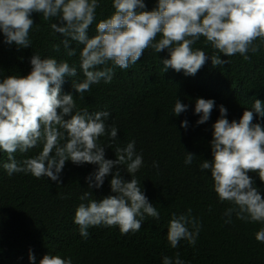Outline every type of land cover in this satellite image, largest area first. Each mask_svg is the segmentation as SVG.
<instances>
[{"label": "clouds", "instance_id": "obj_1", "mask_svg": "<svg viewBox=\"0 0 264 264\" xmlns=\"http://www.w3.org/2000/svg\"><path fill=\"white\" fill-rule=\"evenodd\" d=\"M98 7L99 0H0V33L4 43L29 48L33 13L42 14L45 21H58L50 27L64 37L62 44L69 57L76 54L70 41L83 45L80 70L84 80L72 85L75 93L80 94L90 91L101 80L110 83L114 67L128 69L148 48L156 53L167 50L168 58L160 59L164 72L172 69L193 76L210 60L203 50L193 49L200 37L225 57L239 53L248 60L247 53L255 54L264 47V0H157L152 10H145L144 0H113L114 12L96 24V34L90 37L88 30ZM257 39L260 44L254 43ZM53 48L58 50L59 46ZM108 62L114 67H106ZM210 62L213 67L228 63L217 55ZM30 65L27 75L8 76L0 81V149L8 154L9 162L3 165L8 175L31 173L37 179L46 177L60 184L66 161L96 165L85 177L90 191L80 197L87 203H81L74 215L83 238L88 237L90 227L118 226L122 234H127L140 230L145 215L159 219L158 211L135 178L143 166L135 141L116 147L115 159H106L105 148L112 146L118 134L114 125L106 124L110 113L76 110L73 94L62 91L66 78L77 75L76 67L67 61L41 58L39 54L31 55ZM214 107L213 99L197 98L193 109L199 116L196 124L206 123ZM218 108L219 117L212 125L210 140L212 159L203 160L200 168L210 171L219 201L232 205L225 210V223L231 222L232 214L246 222L264 223V198L249 175L256 173L264 184V127L253 123L254 113L264 118V102L255 99L252 110H244L238 121L226 118L223 105ZM187 110L188 105L178 98L174 115ZM180 126L187 129L188 121H181ZM104 136L109 144L98 142ZM39 143L43 145L42 151L36 157L22 162L14 158L17 151L27 152ZM195 157L186 152L185 164H191ZM123 165L128 180L121 175ZM109 175L114 195L89 199L93 195L91 189H100ZM191 211L189 208L184 214H172L167 231L172 248L181 240L195 245L201 225ZM255 239L264 243V228L255 233ZM28 258L35 261L31 252ZM39 264L72 261L70 257L45 254ZM162 264L185 262L177 253L174 259L165 256Z\"/></svg>", "mask_w": 264, "mask_h": 264}, {"label": "trees", "instance_id": "obj_2", "mask_svg": "<svg viewBox=\"0 0 264 264\" xmlns=\"http://www.w3.org/2000/svg\"><path fill=\"white\" fill-rule=\"evenodd\" d=\"M156 2L144 0L145 10H152ZM113 12V0H99L88 35H95L96 24ZM31 19L34 24L29 32V48L4 43L0 33V81L8 76L27 75L33 54L75 66L77 75L66 78L62 91L73 94L76 110L110 113L106 124L114 125L118 134L112 146L105 148L106 159H115L116 147L135 141L136 152L143 157V166L135 178L158 211L159 219L145 215L140 230L127 234H122L118 226L90 227L88 237L83 238L74 215L81 203H87L80 197L90 191L85 177L96 165L66 161L60 184L46 177L37 179L31 173L9 176L3 167L9 162L8 154L0 149V264H39L45 254L70 257L72 264H162L165 256L174 259L177 253L185 264H264V243L255 239L264 223L246 222L235 214L230 223H225V210L232 205L219 201L210 171L200 168L203 160L212 159L210 140L212 125L219 117L218 106L227 109L229 121H238L244 110H252L255 99L264 102V47L255 54L247 53L248 60L239 53L225 57L200 37L194 50H203L210 60L213 55L220 56L228 63L213 67L209 60L193 76L172 69L164 72L160 59L168 58L167 50L156 53L148 48L128 69L108 62L106 67H114L111 82L101 80L80 94L72 85L84 80L80 70L83 45L70 41L76 54L69 57L62 44L64 37L50 27L58 21H45L38 13H33ZM53 45H58V50ZM178 98L188 105V110L175 116L173 109ZM197 98L213 99L216 105L210 119L200 125L196 124L199 116L193 112ZM253 115V123L264 127V118ZM183 120L188 121L187 129L180 126ZM98 142L110 143L107 136ZM42 146L39 143L27 152L17 151L14 158L17 162L34 158ZM186 152L196 156L191 164L184 162ZM121 175L130 179L126 165L122 166ZM249 175L264 198V184L256 173ZM110 179L111 175L106 177L100 189H91L93 195L89 199L113 194ZM189 208L201 225L196 243L190 245L181 240L172 248L167 240L169 221L173 213L184 214ZM30 252L35 256L34 262L28 258Z\"/></svg>", "mask_w": 264, "mask_h": 264}]
</instances>
